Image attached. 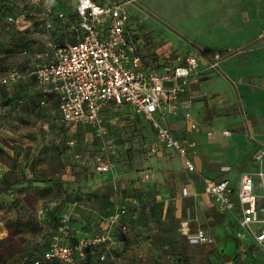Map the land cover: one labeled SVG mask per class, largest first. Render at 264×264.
<instances>
[{"label":"rangeland","instance_id":"1","mask_svg":"<svg viewBox=\"0 0 264 264\" xmlns=\"http://www.w3.org/2000/svg\"><path fill=\"white\" fill-rule=\"evenodd\" d=\"M232 5V0H186L185 6L177 5L175 0H137L128 7L131 39L137 47L140 41L153 66L160 65V61L173 62L176 56L185 57L188 49H193L200 62L208 61L213 52L206 56L205 48L199 44L205 43L203 36L226 34L233 38L239 28L244 29L232 20L207 19L238 16L235 11L232 14ZM136 7L148 16H136L131 11ZM245 7L247 14L240 16H250V30L262 29L264 20L258 16H264V7L262 11ZM31 18L33 30L15 35L16 24L7 21L6 33H0V54L10 47L9 58L14 65L11 69L45 60L54 46L76 39L72 24H63L58 17ZM261 44L264 42L230 46V52L222 53L221 66L208 68L206 76L182 94L176 114H166L164 125L193 146L194 172L188 171L174 152L158 145L149 122L130 106L103 109V123L114 139L113 148H109L105 145L107 137H97L91 126L66 127L56 108L43 107L37 96L27 103L21 86L11 90L9 100H0V189L11 187L0 195V239L7 236V222L18 218L34 217L41 231L21 235L15 245L20 252L7 264H23L29 256L40 253L56 233L60 215H70L75 231L80 217L90 228L97 222L107 227V219L121 206L127 211L113 228L116 249L108 251L107 261L86 264H264V250L239 242L230 215L202 193L206 176L220 179L251 167L255 141L246 133L244 119L250 121L254 139L264 145ZM8 67L2 62L1 72H8ZM3 89L8 88L0 86V94ZM185 111H190L195 129L184 119ZM155 118L163 124L157 115ZM222 130L235 134L226 137ZM217 134L222 136L219 142L211 138ZM231 137L239 140H230ZM70 139L76 141L72 149ZM154 145L158 152L152 154L150 148ZM113 150L114 170L108 172L111 177H106L96 167ZM146 174L149 178L143 181ZM4 178L12 184L9 186ZM40 209L46 210L45 215H39ZM184 220L189 221L192 236L203 230L214 238V243L200 244L183 235L179 228ZM151 225L157 231L152 232ZM77 236L76 232L73 239Z\"/></svg>","mask_w":264,"mask_h":264},{"label":"built area","instance_id":"2","mask_svg":"<svg viewBox=\"0 0 264 264\" xmlns=\"http://www.w3.org/2000/svg\"><path fill=\"white\" fill-rule=\"evenodd\" d=\"M135 1L137 0L98 4L93 0H78L76 13L80 20V34L77 39L54 46L45 62L31 67L13 68L0 75V86L10 87L23 80H35L44 87V93L57 96L58 110L64 126L89 125L97 137H107L105 145L109 148H113L114 139L103 123L102 111L111 105L130 106L134 113L147 120L155 130L157 143L174 152L183 161L184 167L194 172L196 166L191 157L193 146L177 139L155 116L176 114L180 96L186 92L190 78L198 74L199 61L190 54L185 57L177 56L173 63L166 64L162 70H146L137 45L130 39L127 29V5ZM44 16L49 19L51 15L46 12ZM53 17L64 16L59 13ZM12 20L9 18V21ZM47 25H51L49 21ZM101 27H104V33ZM221 59L222 56L216 54L209 68L218 69ZM41 104H45V101L42 100ZM183 117L190 122L191 128L197 127L190 111H185ZM223 135L230 137L231 132L224 130ZM68 145L74 147L76 141L70 139ZM157 152L155 145L150 148V153ZM252 159L258 165L256 173H241L236 186H232L228 179L205 177L203 192L223 210L233 212L239 208L236 238L249 240L264 250V203L259 204L260 196L255 186L257 178L264 179V147L256 148ZM96 168L99 173L113 172L111 155L104 156ZM148 178V174L144 175L143 181ZM261 198L264 201V195ZM126 211L123 206L116 207L107 219L105 231L94 235L82 234L74 240L70 215H63L58 231L52 236L42 259L36 264L41 261L80 264L97 245H102L106 251L110 250L117 244L113 228L121 222ZM38 213L43 215L44 209L38 210ZM179 230L200 244L214 243V238L203 230H198L192 236L187 220L180 223ZM105 259L106 255L102 254L100 260Z\"/></svg>","mask_w":264,"mask_h":264},{"label":"crops","instance_id":"3","mask_svg":"<svg viewBox=\"0 0 264 264\" xmlns=\"http://www.w3.org/2000/svg\"><path fill=\"white\" fill-rule=\"evenodd\" d=\"M93 1H95L98 4H106V3L110 2V1L125 2V0H93ZM232 1H233L232 7H234L232 9V14H233V11H235V12H237L238 16H207V19L210 18L211 22L212 21L215 22V21H219V20L222 21L221 18H223L224 21L226 20L227 22L232 20V21H234V22H236L238 24L239 23L242 24L240 26H244V29L243 28L242 29L239 28L238 29L239 32L237 31V33L234 34L233 38H232V36L226 35V34L212 36L211 38H207L205 36L202 37L205 40V43L203 41H200L199 44H200V46L203 49L205 48L204 51L206 53V56H209L207 54H210V52H213V54L210 55V57H208V59H209L208 61L200 62L197 59L199 61L198 72H197L198 74L194 75V76H192L190 78L189 84L186 87V92H189V90L192 87V85H194L195 83L198 84L199 81H200L199 79H201V78L206 76L205 73L208 70V68L210 66V63H211L213 57L216 54H220L222 56V53L230 52V46H233L234 44H238V46H247V45L252 44L253 42H256V41H260L261 43L264 42V36H262V32L264 30V27H262V29H260L259 31H257V30L251 31L250 27H248V25H247V23L250 22V19H249L250 16H240V14H244V15L247 14L246 7H245L246 5H248V7L250 6L249 7L250 9H252L254 7H256V8L258 7L259 10L262 11L263 10L262 7H264V0H232ZM77 2H78V0H0V33L1 34L6 33V31H5V23H7V21L9 23H15L16 24V28H15L16 33H15V35H17V34L18 35L19 34L22 35V34H24L27 31V29H29V30H33L34 29L33 18H31L32 16H44V13H46V12H49L51 16H57V14L62 13L64 17L59 18V19L62 21L63 24H64V21H65V24H69L68 21L72 20V19H74V21L76 22V24H73L72 22L70 24H72V26H73V27L71 26V28L74 29L72 32L75 34V38L77 39V37L80 34V32L78 31V26H79L80 20H79V18L77 16V13H76ZM175 3L177 5H179V6H182V5L185 6L186 0H175ZM132 4H128L127 5L128 13L130 11V9L128 10V7H131ZM158 4H160V3H158ZM218 5L221 6V4H218ZM131 11H134V14L136 16H148V14L146 12H144L143 10H140L137 7L134 8V9L132 8ZM263 12H264V10H263ZM11 16H16V18H13ZM131 16H134V15L132 14ZM9 17L12 18L13 20L9 21L8 20ZM26 17H29V18H26ZM258 18H259V20H262V19L264 20V16H258ZM101 29L103 30V33H104V27H101ZM127 29H128L129 37L131 39L132 35L130 34V31H129L130 29L128 28V25H127ZM139 42L140 41L137 40V43H138V47L137 48H138V51H139V53H140V55L142 57V60H143V63H144V67H145L146 70H156V71L157 70H162V68L166 64H171V63L174 62L175 58H174V60L172 59L173 62L172 61L170 62L169 60L160 61L159 62L160 65H158V66L154 65L153 66L152 62L150 60H148V58L146 57V53H144V51L141 49V47L139 45ZM217 46H219V47H217ZM263 46L264 45L260 46V48L263 47ZM187 53H188L187 55H189V54L193 55V49H188ZM10 56H11L10 47L3 49L2 53L0 54V64L3 62L4 67L5 66L6 67L9 66L8 68L11 69V66H14V65L12 64L13 61L11 60V58H9ZM47 56H48V54H47ZM47 59L48 58H46L45 60H42V61H40V60L33 61V63L30 62L31 63L30 67L34 66L37 63L45 62V61H47ZM222 60H223V56H222L221 62H222ZM221 62H220V66H221ZM27 64L23 63L22 66H26ZM2 74L3 73L1 72V68H0V75H2ZM13 86L11 85L10 87H7L8 89H3L4 93L0 94V100H2V99L9 100L10 97H11V93H12L11 90L16 89L17 86H21V88L23 90V94L27 95L26 100H25L27 103L29 102V100L33 96H37L40 102L42 100L45 101V104L42 105L43 107L46 106L47 109L49 108L50 110L52 108H56V110L60 114V112L58 110V98H57V96L55 94H53V93H44V87L42 85L38 84L35 80H33V79L23 80L22 82H20V84L16 83ZM29 110H32V109H29ZM180 112H182V110ZM9 113H11V112L9 111ZM11 114L12 115H16V112L13 111ZM165 116L164 117H161L160 115L158 116L161 120H163V124H164ZM244 122L245 123H243V127L244 128L247 127L245 129L246 133L249 135V137H251L255 141V146L253 147V150H252V154H253V152H254V150L256 148L264 147V145L260 142V140L257 141V140L254 139V138H256L255 137V132H254V129L252 128V125H251L250 121L244 119ZM223 131L224 130H222V132ZM154 132H155V130H154ZM233 134H235V133L232 132L231 135H233ZM174 136L177 139L183 141L182 139H180L176 135H174ZM212 137H214V140L217 141V142H219L218 141V137L222 138L221 134H217V135L211 136V138ZM229 139L230 140H234L235 139L236 141L239 140V139L233 138V137H231ZM159 146H161V145H159ZM161 147H163V146H161ZM168 151H171V150H168ZM191 157H192V160L194 162L195 159H194V154L192 153V150H191ZM205 158H206L207 161H209L207 159V157H205ZM263 170H264V166H263ZM0 171H1V169H0ZM257 171H258V165L251 158V167L250 168L246 169L245 171L238 172L235 175H228V176H225V177L220 178V179H228L232 186H236L237 182H238V178L241 175V173H243V172L256 173ZM105 175H106V177H111V174L106 173ZM206 177L211 178V179H215V180H219L216 176L208 175ZM255 186H256V192L260 196L259 197V204H263L264 201L262 200L261 197L264 195V179L257 178L256 181H255ZM174 191H175V188H174ZM202 193H203V195L206 198H209L203 192V182H202ZM192 194H193V192H192ZM189 195H191V193H189ZM193 195H195V193ZM158 197L159 196H157V198ZM209 199L213 202L214 205H216L217 208H220L222 211H224V212H226V213H228L230 215V219L233 221V225H234V232L236 234V216L239 213V208L234 209L233 212H229V211L223 210L211 198H209ZM80 222H82V224ZM76 225H77V228H79V227H85L88 224L85 223L82 220V218L80 217V221H77ZM88 227H90V226L88 225ZM123 227H124V229H126V226L124 224H123ZM151 228H154V226L151 225ZM155 231H157V229L155 230V228H154V230L152 232H155ZM238 241L239 242L243 241V242L250 243L251 245H254L249 240H238ZM68 242H70V240H68Z\"/></svg>","mask_w":264,"mask_h":264},{"label":"trees","instance_id":"4","mask_svg":"<svg viewBox=\"0 0 264 264\" xmlns=\"http://www.w3.org/2000/svg\"><path fill=\"white\" fill-rule=\"evenodd\" d=\"M68 22L69 23L72 22L73 24L76 23L74 21V19L69 20ZM59 46H61V45H59ZM23 67L24 66L21 65L20 67H17V68H23ZM3 74H4V72H3ZM118 106L122 107L124 105H118ZM74 147H70V148L72 149ZM114 153H115V151L113 150L111 152V157ZM4 182H7V184H9V186L12 184L7 180V178H4ZM16 183H20V182H16ZM10 188L11 187H7L5 189H3V188L0 189V195L5 193L7 190H10ZM45 213H46V210L44 209L43 215H45ZM43 215H40V216H43ZM63 215H66V214H62L57 218L58 219L57 231L59 229L60 219ZM105 225L104 224L100 225V223L97 222L91 228L90 227L87 228L85 226V227H80L79 230L77 228L76 231L72 225V227H73L72 239L74 238V234L76 235V232H77V235L80 236L82 233L90 235V234H94L97 232L105 231L107 228V227H105ZM120 227L123 229V225L120 224ZM6 229H7V236L3 239H0V264H7L9 258L15 257L20 252L18 249L15 248L16 247L15 245H17V241L19 239H22L21 235H23L24 233L38 234L41 231V225H40L39 221L37 219H35L34 217H28L27 219L18 218L16 220L8 221L6 224ZM118 229H119V227L117 228V230ZM123 230H125V229H123ZM113 234L116 237L117 234L115 235L114 231H113ZM51 239H50V241H51ZM50 241L48 242L47 246L40 253H37L36 255H33V256H29L28 258L25 259V262L23 264H36V262L38 260H41L42 254L47 250V248L50 244ZM118 242L120 243V241H118ZM115 249H116V247L114 246L110 250L106 251L102 245H97V246H95L92 253H90L88 258L84 262H81L80 264H86L88 261H92V260H94L96 262H105L108 259V251L115 250ZM102 254L106 255V259L103 261L100 260V256ZM40 264H60V263L58 261H41Z\"/></svg>","mask_w":264,"mask_h":264}]
</instances>
